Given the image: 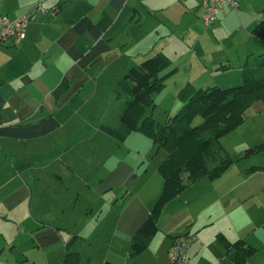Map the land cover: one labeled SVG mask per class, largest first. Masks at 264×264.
I'll use <instances>...</instances> for the list:
<instances>
[{"label": "crops", "instance_id": "obj_1", "mask_svg": "<svg viewBox=\"0 0 264 264\" xmlns=\"http://www.w3.org/2000/svg\"><path fill=\"white\" fill-rule=\"evenodd\" d=\"M31 11L37 19L25 38L0 43V264H64L70 240L79 264H169L172 239L187 233L195 236L188 264H239L241 250L230 245L237 240L256 249L242 264H264V150L244 154L264 145V101L250 103L205 157L210 169L231 163L166 203L136 255L130 246L161 192L166 153L121 150L125 141L102 130L126 141L135 135L119 123V85L128 68L156 54L169 59L165 70L174 67L162 72L173 70L164 85L182 60L205 75L224 68L223 84L202 87L198 78L177 92L240 84L264 54L253 33L264 0L222 7L208 29L213 39L236 34V51L212 54L209 64L196 51L201 0H0L9 19Z\"/></svg>", "mask_w": 264, "mask_h": 264}, {"label": "trees", "instance_id": "obj_2", "mask_svg": "<svg viewBox=\"0 0 264 264\" xmlns=\"http://www.w3.org/2000/svg\"><path fill=\"white\" fill-rule=\"evenodd\" d=\"M86 8L83 6L82 10ZM261 13L262 18L253 28V33L264 39V11ZM259 57L246 67L242 73L243 80L238 85H212L205 89L185 85L177 94L182 103L181 108L171 122L163 123L147 115L146 110L153 105L154 93L161 90L164 80L173 71L162 73L169 65V59L163 54H156L144 59L138 67L128 68L124 73L119 93L124 97L125 105L119 123L125 132L137 131L146 135L166 153L165 159L158 166L163 178L161 192L134 236L130 246L131 255L144 249L157 232V219L166 203L180 194L187 184L202 178H216L231 163L227 158L221 161L218 168L210 169L205 157L213 155L217 150L214 143L219 137L242 123L243 113L250 103L257 99L264 101V54ZM196 114L201 116L203 122L193 128L189 123ZM102 130L117 142L124 140V133L104 127ZM260 150H264V145L247 148L244 154L250 155ZM70 241L66 244L63 263L79 264V255L69 251ZM230 245L241 250L239 264L256 252L254 247L243 240Z\"/></svg>", "mask_w": 264, "mask_h": 264}, {"label": "rangeland", "instance_id": "obj_3", "mask_svg": "<svg viewBox=\"0 0 264 264\" xmlns=\"http://www.w3.org/2000/svg\"><path fill=\"white\" fill-rule=\"evenodd\" d=\"M200 24H201L200 32H201L202 43L196 44L197 47L196 51H198V53L204 56L203 59L206 60V63L208 64L210 63L209 57L212 54H215L214 59L217 60V56L219 54L222 55L223 52L229 53L231 55L236 51L234 45L232 44V42L237 39L236 34L230 35L228 31L229 29H226L224 32H220L219 34H217L216 38L213 39L208 29V27L211 25L206 26L202 22ZM220 64H218L217 66L220 67L219 66ZM172 68L174 67L169 66L167 70ZM201 69L198 68V66L196 65L192 66L189 69L188 65L185 64V60L180 61L179 70L174 71L172 77H170L165 82V85L161 88V90L154 93L152 97L153 105L146 110V114L151 115L159 123L171 122L172 119L174 118V115L179 111V109L182 106L181 101L177 99V94H178L177 87L181 86L183 83H185L188 80L193 81L197 85H199V82L197 80L198 78H202L201 79L202 82H200L202 83L201 84L202 87L211 85L215 83V81L221 84H223L226 81L223 76L225 73H223V71H220L224 69L223 67L222 69L218 68V71H213V70L208 71L207 72L208 75H205L204 72L203 74H201L200 73ZM202 122L203 120L201 116L199 114H196L195 116H193L189 124L191 127L194 128L200 126ZM134 134L135 135H133L127 141L126 140L121 141L122 144L125 141V145H122L123 147L121 150H159L160 154H164L163 151L164 149L159 147L157 144L153 143L146 135H143L142 133H139L137 131Z\"/></svg>", "mask_w": 264, "mask_h": 264}, {"label": "built area", "instance_id": "obj_4", "mask_svg": "<svg viewBox=\"0 0 264 264\" xmlns=\"http://www.w3.org/2000/svg\"><path fill=\"white\" fill-rule=\"evenodd\" d=\"M226 4L236 6L237 0H201V19L209 26L216 22L222 7ZM37 19L34 11L9 19L0 15V43L21 42L25 38V30L29 23ZM195 236L181 234L175 236L169 246L167 256L169 264H188L186 251Z\"/></svg>", "mask_w": 264, "mask_h": 264}, {"label": "clouds", "instance_id": "obj_5", "mask_svg": "<svg viewBox=\"0 0 264 264\" xmlns=\"http://www.w3.org/2000/svg\"><path fill=\"white\" fill-rule=\"evenodd\" d=\"M246 147V146H245Z\"/></svg>", "mask_w": 264, "mask_h": 264}]
</instances>
